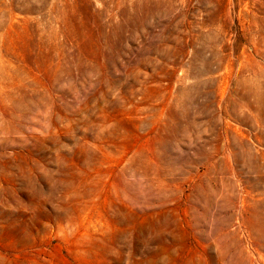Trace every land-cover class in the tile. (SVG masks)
<instances>
[{
  "label": "rangeland",
  "instance_id": "1",
  "mask_svg": "<svg viewBox=\"0 0 264 264\" xmlns=\"http://www.w3.org/2000/svg\"><path fill=\"white\" fill-rule=\"evenodd\" d=\"M0 264H264V0H0Z\"/></svg>",
  "mask_w": 264,
  "mask_h": 264
}]
</instances>
